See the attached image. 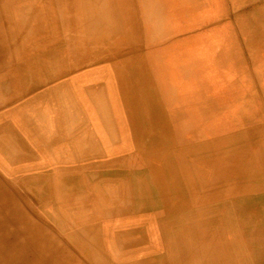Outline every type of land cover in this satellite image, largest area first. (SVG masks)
I'll list each match as a JSON object with an SVG mask.
<instances>
[{
  "label": "bare ground",
  "instance_id": "bare-ground-1",
  "mask_svg": "<svg viewBox=\"0 0 264 264\" xmlns=\"http://www.w3.org/2000/svg\"><path fill=\"white\" fill-rule=\"evenodd\" d=\"M233 1L241 33L193 18L222 0H0V169L69 244L0 181V264H264V0Z\"/></svg>",
  "mask_w": 264,
  "mask_h": 264
},
{
  "label": "rangeland",
  "instance_id": "rangeland-1",
  "mask_svg": "<svg viewBox=\"0 0 264 264\" xmlns=\"http://www.w3.org/2000/svg\"><path fill=\"white\" fill-rule=\"evenodd\" d=\"M53 1V5H54V7H55V11L58 9V2L59 1H62V0H52ZM55 1V2H54ZM225 2V3H224ZM227 2H228V4H227ZM226 5V6H225ZM57 6V7H56ZM254 8H255V4H254V6H253ZM105 9H106V12H108V13H111V8L109 7V9L105 6ZM112 12H113V10H112ZM197 14H195V16L193 17V18H196L197 17V20L200 22L201 21V19L203 20V24H205L206 23V21H210V22H212L214 19L216 20L217 18H215V17H217L218 15L219 16H221V14H223V16L225 15H227V17L228 18H230V20L231 21H229L230 22V25H232V26H236V32H238V33H241L242 32V29L240 28V27H238L239 26V24L236 22H234V19L236 18V16H235V14H238L239 13V10L237 9V5H235V3H234V1L233 0H222V5L220 6V7H217V8H211V9H208V8H206V9H202V10H199V12H196ZM217 15V16H216ZM199 17H202L201 19L199 18ZM212 20V21H211ZM229 22L228 21H226V23L229 25ZM226 24V25H227ZM250 24H254V23H250ZM109 25L110 26H115V21L113 22L112 20H111V18L109 17ZM227 25V26H228ZM52 26H55V22H54V24L52 25ZM219 26V25H218ZM262 26H264V24H262ZM256 27V26H255ZM255 27H254V29H255ZM252 28V27H251ZM254 29H251V31L252 30H254ZM58 30V29H57ZM52 32V31H51ZM56 34V30L54 31V32H52L51 34H47V35H55ZM252 34V33H251ZM58 35H60V32L58 31ZM64 35H65V32H64ZM253 36V35H252ZM56 40V37H54L53 38V42ZM60 42H58V43H54L55 44V46L57 45V46H62V44H59ZM263 55H264V52L262 53ZM41 68V67H40ZM45 72H50L49 70H46ZM48 74V73H47ZM226 87H228V85H220L214 92H213V94H219L221 91H223L224 89H226ZM255 89H257L256 87H254ZM255 93H257V91L255 92ZM216 148V147H215ZM214 149V148H213ZM139 162H142V159L141 160H138V164H139ZM155 173H156V171L153 173L152 172V174H147V176H148V181L149 182H152V183H154V184H151V183H148V185L147 186H145L146 187V189H147V191H148V197L146 196L147 195V192H146V189L144 190V192H143V194H142V200L141 201H143L142 202V204H143V206H145L146 205V203H149V204H151V206L153 205V202L152 201H150V198L151 199H153L152 198V195H154V191H155V194L159 197V196H164V194H165V191L164 190H166V191H168L167 190V188H166V186L164 185V183L165 182H163L162 181V175H157V177H156V179H155ZM4 174H8L7 175V177L6 176H4ZM9 176V177H8ZM11 174H10V172H9V169L6 167V171H4V170H1L0 169V181H3V183L5 184V189L7 190V192H9L12 196H13V198H14V200H15V202H16V204L20 207V208H22V211H23V213H24V215L25 216H28V217H33L34 219H36L37 221H39V222H41L47 229H48V231L59 241V243H61V244H64V245H62L64 248H66V244H68V241L66 240V235L59 229V227H58V225H56L55 223H53V222H51L49 219H47V218H43L41 215H37V214H34V212H33V207L32 206H29L28 207V203L26 202V200L23 198L24 196L22 195V193H24V192H22V191H20V190H18L17 189V186L16 185H13L8 179H10L11 178ZM142 176H144V175H142ZM14 177V176H13ZM154 177V179L153 180H151V178H153ZM7 179V182H6V180H4V179ZM176 179V178H175ZM174 179V182L176 183V184H178L177 183V181ZM11 180V179H10ZM151 180V181H150ZM154 181V182H153ZM152 185V186H151ZM157 187V188H156ZM180 188L182 189V191L181 192H177L178 194H179V196H180V198H181V200H183V196H184V200L189 196V190H187L186 189V185H185V183L183 182V185L182 186H180ZM98 189H100V187L98 188ZM146 192V193H145ZM187 192V193H186ZM19 194V195H18ZM155 196V195H154ZM148 198V199H147ZM24 200V201H23ZM173 200H177L176 198L175 199H173ZM21 201V202H20ZM133 202H137L136 200L135 201H133ZM20 203V204H19ZM24 204V205H23ZM145 204V205H144ZM30 205V204H29ZM25 208V209H24ZM152 209V208H151ZM149 211H150V208H148V210H147V212L149 213ZM153 212V214H148V215H151V220L153 219L154 220V211H152ZM57 213V212H56ZM60 217H62L60 214H58ZM152 220V221H153ZM6 236L8 235V234H5ZM2 237H4L2 234L0 235V249H3V247H4V245L5 244H7L6 243V241L2 238ZM69 245V244H68ZM72 250H74L73 248H71Z\"/></svg>",
  "mask_w": 264,
  "mask_h": 264
}]
</instances>
